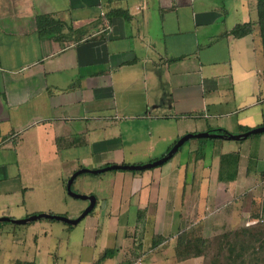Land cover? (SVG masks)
<instances>
[{
	"label": "crops",
	"instance_id": "0c3cea01",
	"mask_svg": "<svg viewBox=\"0 0 264 264\" xmlns=\"http://www.w3.org/2000/svg\"><path fill=\"white\" fill-rule=\"evenodd\" d=\"M258 8L0 0V217L76 218L88 201L67 192L75 170L151 162L189 133L264 126ZM263 159L261 131L191 137L152 168L79 173L75 191L94 206L60 229L81 237L86 264H264L249 246L264 244Z\"/></svg>",
	"mask_w": 264,
	"mask_h": 264
},
{
	"label": "rangeland",
	"instance_id": "374dc122",
	"mask_svg": "<svg viewBox=\"0 0 264 264\" xmlns=\"http://www.w3.org/2000/svg\"><path fill=\"white\" fill-rule=\"evenodd\" d=\"M85 173L87 172L81 174L86 175L85 178H87L89 174ZM81 174L78 175V178L84 176ZM76 186L77 179L74 185H71V188L78 193L75 191ZM38 220L37 222H44L43 224H53L55 228L41 227L35 229L32 224L35 221L19 225L7 221L0 223V228L3 229H0V264H5L6 261L10 262L13 259H17V261L25 259L27 261L25 262L26 264H30V260L34 261V264H86L83 256L81 258L78 256L81 237H77V232L74 231L71 234V239L67 240L66 231L63 232L60 229V227H69V224L54 219ZM2 226L8 229L4 230ZM138 231H141V228ZM137 240H141L139 232L136 237L128 238L129 246H134L136 242H140Z\"/></svg>",
	"mask_w": 264,
	"mask_h": 264
},
{
	"label": "water",
	"instance_id": "95a60500",
	"mask_svg": "<svg viewBox=\"0 0 264 264\" xmlns=\"http://www.w3.org/2000/svg\"><path fill=\"white\" fill-rule=\"evenodd\" d=\"M264 131V126H259L256 128H252L244 133H240V134H230V133H217L215 131L212 132H200V133H196V134H185L184 136L180 137L173 145L172 147L168 150V152L156 159L153 160L151 162H146L144 164H128V165H118V164H112V165H108L105 166L103 168L100 169H94V170H89V169H80L75 171L67 180V192L68 194H70L73 197L79 198V199H83V200H87L88 201V206L81 212V214L76 217V218H70L64 215H58V214H51V213H37V214H32L30 216H28L27 218H22V219H13L10 217H6V216H1L0 217V222L2 221H10L12 223H26V222H30V221H34L40 218H47V219H54L57 221H61L64 222L66 224L69 225H74L76 224L81 218H83L86 214L89 213V211L92 209V207L94 206V202H95V198L93 195H87V194H80V193H76L74 191H72L71 189V184L72 181L74 180V178L79 174V173H83V172H91V173H101V172H105L108 170H113V169H123V170H143V169H147V168H152V167H156L158 165H161L162 163H164L165 161H167L168 159H170L173 154L176 152V150L179 148V146L186 140H188L191 137H205V136H215V137H227V138H231V139H237V138H244L252 133H257V132H261Z\"/></svg>",
	"mask_w": 264,
	"mask_h": 264
},
{
	"label": "trees",
	"instance_id": "16d2710c",
	"mask_svg": "<svg viewBox=\"0 0 264 264\" xmlns=\"http://www.w3.org/2000/svg\"><path fill=\"white\" fill-rule=\"evenodd\" d=\"M258 4H259V8H258V23L260 25V31H261V37H262V43H263V46H264V0H258ZM251 29V24L250 23H246V24H241V25H237L235 26L233 29H232V32L236 35H244V34H247ZM218 132H223V133H228L227 131L225 130H222V129H219V130H216ZM259 223V222H258ZM69 227H72V225H69ZM252 239L254 238V242L251 240L250 241V244L249 246L253 249L255 247L253 246H258L257 248H255V250L253 249V252H262L264 250L263 247H264V244L261 245V243H257L255 241V237H251ZM256 242V243H255ZM220 246V245H219ZM219 250L221 247H218ZM257 249V251H256ZM259 249V250H258ZM261 250V251H260ZM219 252V251H218ZM220 253V252H219Z\"/></svg>",
	"mask_w": 264,
	"mask_h": 264
},
{
	"label": "built area",
	"instance_id": "2783aa9c",
	"mask_svg": "<svg viewBox=\"0 0 264 264\" xmlns=\"http://www.w3.org/2000/svg\"><path fill=\"white\" fill-rule=\"evenodd\" d=\"M263 164H264V159H263ZM261 199L264 203V177H263L262 183H261ZM135 264H141L140 259H138Z\"/></svg>",
	"mask_w": 264,
	"mask_h": 264
}]
</instances>
